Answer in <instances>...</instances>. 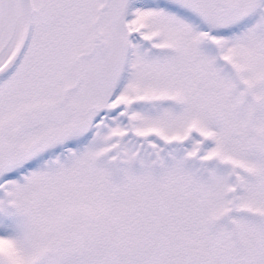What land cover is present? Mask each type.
Here are the masks:
<instances>
[{"label":"snow or ice","instance_id":"1","mask_svg":"<svg viewBox=\"0 0 264 264\" xmlns=\"http://www.w3.org/2000/svg\"><path fill=\"white\" fill-rule=\"evenodd\" d=\"M0 264H264V0H0Z\"/></svg>","mask_w":264,"mask_h":264}]
</instances>
